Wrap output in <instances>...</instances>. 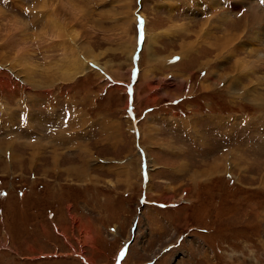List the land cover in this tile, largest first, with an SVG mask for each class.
I'll return each mask as SVG.
<instances>
[{
  "label": "rangeland",
  "instance_id": "1",
  "mask_svg": "<svg viewBox=\"0 0 264 264\" xmlns=\"http://www.w3.org/2000/svg\"><path fill=\"white\" fill-rule=\"evenodd\" d=\"M41 2L0 0V264H264V3Z\"/></svg>",
  "mask_w": 264,
  "mask_h": 264
},
{
  "label": "bare ground",
  "instance_id": "2",
  "mask_svg": "<svg viewBox=\"0 0 264 264\" xmlns=\"http://www.w3.org/2000/svg\"><path fill=\"white\" fill-rule=\"evenodd\" d=\"M16 1V0H15ZM56 3H58V2H56ZM13 5V4H12ZM15 5H17V3L15 2ZM14 5V6H15ZM39 6H42V8L43 7H45L46 9H45V13L47 14L46 15V20H48L49 21V25H50V27L49 28H51L52 30H59V27L60 26H57V25H55V21L54 20H52L51 18H50V13L51 14H53L54 13V9H56L57 10V6L54 4V0L52 1V0H42V2L37 6V9L39 10ZM257 6V5H256ZM13 7V6H12ZM71 7V6H70ZM212 7V6H211ZM252 8V7H251ZM73 9V8H72ZM39 11H41L42 12V10L40 9ZM78 12H80V11H78ZM4 13H6L4 10H2V8L0 7V17L3 19L4 17H5V15H4ZM262 13V12H261ZM261 13H260V10L259 9H254V8H252V9H248L247 10V15H245V14H243L242 15V18H244V22H243V26H244V29L246 30V29H249V28H254V27H257L258 28V32H260L261 30L259 29V27L261 26V24L260 25H258V26H253V25H256V24H258V22L260 21L261 22V20H262V15H261ZM9 15V16H8ZM4 16V17H3ZM16 16H18L17 14H14L13 16L12 15H10V14H7V16L5 17V22H9L10 20H11V22H10V24H11V26L13 27V25L14 24H16L17 23V25H19L20 23H21V19L20 18H15ZM248 16V17H247ZM63 19V18H62ZM64 21V20H63ZM132 21H134V19L132 18ZM258 21V22H257ZM24 22V21H23ZM45 22V21H44ZM232 22H234V21H232ZM57 23V22H56ZM67 23V22H66ZM146 24H147V21L145 22ZM226 23V22H225ZM8 24V23H7ZM59 24V23H58ZM61 24V23H60ZM235 24V23H234ZM24 25V24H23ZM48 25V26H49ZM15 27V26H14ZM18 27V26H17ZM143 27H144V23H143ZM145 27H146V25H145ZM144 27V28H145ZM22 28V27H21ZM43 28H45L44 26H43ZM15 29H16V27H15ZM50 29V30H51ZM222 29H224V27L222 28ZM22 30H24V29H22ZM40 30H45V29H40ZM20 31V30H19ZM144 31L146 32V28L144 29ZM15 33V32H14ZM24 33V32H23ZM253 33H257L256 31L254 32L253 31ZM146 34V33H145ZM257 36H259V33H258V35ZM256 36V37H257ZM219 38V37H218ZM238 38H240V36L238 35V36H236V39H238ZM222 39V41L221 42H225V43H221L220 45L218 44V40L216 41V43L218 44V47H216V48H220V49H222V48H228V46H226V44H228L229 43V39L228 38H225V37H221L220 38V40ZM47 40V42H48V40L49 39H46ZM45 40V41H46ZM209 44H211V42L209 41L208 42ZM18 44V43H17ZM2 47V46H1ZM230 47H233V46H230ZM133 48H134V44H133ZM3 49V48H2ZM230 49V48H229ZM228 50V49H227ZM231 50V49H230ZM229 51V50H228ZM221 52V51H220ZM227 52V51H226ZM234 52V51H233ZM17 54V53H16ZM224 54H225V52H224ZM260 53L259 52H256V55L258 56ZM21 55V54H20ZM19 55V56H20ZM27 55V54H26ZM221 55V54H220ZM19 56H16V58H19ZM129 56H130V54H129ZM254 56V55H253ZM21 57V56H20ZM259 57V56H258ZM15 58V60L16 61H18L17 59ZM22 59V58H21ZM13 60V59H12ZM11 60V61H12ZM180 60H182V59H180ZM19 61H21L20 59H19ZM18 61V62H19ZM255 61V60H254ZM22 62V61H21ZM2 63V62H1ZM13 63V62H12ZM248 64V63H247ZM239 65V64H238ZM243 65V64H242ZM214 167H216L217 168V166L215 165ZM211 173H213V172H211ZM195 175V174H194ZM92 261V260H91ZM89 264H92L91 262H89Z\"/></svg>",
  "mask_w": 264,
  "mask_h": 264
},
{
  "label": "crops",
  "instance_id": "3",
  "mask_svg": "<svg viewBox=\"0 0 264 264\" xmlns=\"http://www.w3.org/2000/svg\"><path fill=\"white\" fill-rule=\"evenodd\" d=\"M10 1H14V3H13V7H14V5H15V2L17 3V5H18V0H10ZM20 4V3H19ZM16 6V5H15ZM2 8V7H1ZM3 10V9H2ZM5 11V10H4ZM6 12V11H5ZM7 13V12H6ZM139 31L138 32H140V29H138ZM140 38V35H138V39H137V42H139V39ZM137 47H138V45L137 44H134V49H133V52H132V55H131V69H130V71H129V76H131V78H132V80H131V82L130 83H134L135 82V80H136V78H137V75H138V73H137V75H136V72H137V63H136V60H137V56H136V54H137ZM168 58V57H167ZM167 61H171V60H169V59H167ZM89 63V62H88ZM90 66H92V67H94L95 65L94 64H92V63H90L89 64ZM136 75V78H134V76ZM104 79H107L110 83H113V82H115L116 80L115 79H111L107 74H105L104 76H102ZM116 83V82H115ZM131 87H132V85H130ZM131 102H132V99H131ZM131 104V103H130ZM131 113V112H130ZM26 264V263H25Z\"/></svg>",
  "mask_w": 264,
  "mask_h": 264
},
{
  "label": "snow or ice",
  "instance_id": "4",
  "mask_svg": "<svg viewBox=\"0 0 264 264\" xmlns=\"http://www.w3.org/2000/svg\"><path fill=\"white\" fill-rule=\"evenodd\" d=\"M261 3H264V0H261ZM121 255H123V252L121 253Z\"/></svg>",
  "mask_w": 264,
  "mask_h": 264
}]
</instances>
